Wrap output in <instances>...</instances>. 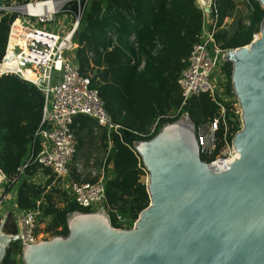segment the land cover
Listing matches in <instances>:
<instances>
[{
    "label": "trees",
    "instance_id": "trees-1",
    "mask_svg": "<svg viewBox=\"0 0 264 264\" xmlns=\"http://www.w3.org/2000/svg\"><path fill=\"white\" fill-rule=\"evenodd\" d=\"M237 1L216 0L212 10L220 27L215 40L224 51L250 44L264 19V8L257 0H243L245 8L238 17L230 26L221 27L233 17ZM80 7L76 61L82 75L90 77L99 90L113 122L120 126L119 134L111 135L107 158L115 175L106 181V207L137 220L148 207L150 196L144 180L145 166L133 149L135 142L153 138L164 124L185 113L190 114L196 128L220 113L208 93L185 102L178 83L199 40L204 11L198 0H82ZM80 7L77 2L72 4L74 11ZM17 16L16 12L0 16V63ZM109 32L114 33V39L108 36ZM132 35L134 41L130 39ZM222 69L227 75V95L236 96L231 81L232 64L225 62ZM223 101L227 124H221L217 132L218 150L225 138L232 141L242 128L241 117L234 112L232 103ZM45 102L44 94L34 84L16 74L0 76V174L6 176L8 189L22 179L21 169L41 150L37 132ZM80 119L89 118L85 115L75 118L76 134ZM202 158L212 159L203 155ZM39 168L38 164H28L24 173L32 176ZM53 181V176L45 184L22 179L17 193L18 207L28 210L39 206V222L48 219L45 231L50 236L68 235L70 214L94 210L80 206L62 189L51 186ZM111 222L121 227L114 213ZM13 225L11 230L4 226V231L15 234L18 227ZM22 254L23 245L13 242L1 264H20L16 256Z\"/></svg>",
    "mask_w": 264,
    "mask_h": 264
},
{
    "label": "water",
    "instance_id": "water-1",
    "mask_svg": "<svg viewBox=\"0 0 264 264\" xmlns=\"http://www.w3.org/2000/svg\"><path fill=\"white\" fill-rule=\"evenodd\" d=\"M198 2L211 12L212 0ZM223 58L241 108L233 137L239 158L213 171L185 113L133 145L148 172L150 203L131 229L113 226L105 208L77 210L68 235L23 244L24 264H264V19L250 44ZM3 225L0 264L17 241Z\"/></svg>",
    "mask_w": 264,
    "mask_h": 264
},
{
    "label": "built area",
    "instance_id": "built-area-1",
    "mask_svg": "<svg viewBox=\"0 0 264 264\" xmlns=\"http://www.w3.org/2000/svg\"><path fill=\"white\" fill-rule=\"evenodd\" d=\"M215 1L212 0L210 13L202 8V31L178 83L185 102L195 95L208 93L219 106L218 116L197 127V136L201 154L212 158L207 161L210 168L222 172L239 155L233 139L229 142L225 138L218 150L217 132L221 124H227L223 101L227 90L225 83L223 88L215 79L225 52L215 40V34L220 29L217 19L212 16ZM74 2L80 7L82 0H0V16L18 13L10 27L6 52L0 63V76L16 74L34 84L46 98L42 124L37 132L41 150L30 157L21 169V174L26 176L24 168L28 164H38L39 169L50 170L48 177L53 176L66 195L80 206L92 210L105 208L110 218L115 214L119 225H134L136 220H130L128 216L106 207V180L88 182L71 177V165L79 145L73 128L75 118L79 115L90 117L105 129L110 139L112 134H119L120 128L106 110L91 78L82 75L80 64L74 57L78 47L76 35L82 17L81 7L78 11L72 9ZM108 36L115 38L112 32ZM130 39L134 41L135 37L132 35ZM219 73L221 78L226 76L223 70ZM230 102L234 112L241 117L238 99H230ZM94 160H91L92 166ZM144 170L148 175L146 168ZM7 181L1 173L0 184ZM40 215L39 206L20 211L19 228L15 233L17 242L22 245L26 241L38 242Z\"/></svg>",
    "mask_w": 264,
    "mask_h": 264
},
{
    "label": "crops",
    "instance_id": "crops-1",
    "mask_svg": "<svg viewBox=\"0 0 264 264\" xmlns=\"http://www.w3.org/2000/svg\"><path fill=\"white\" fill-rule=\"evenodd\" d=\"M210 17L211 15L208 14V18ZM224 96L225 100L230 101V96L226 94ZM88 118V120L80 119L78 122L76 135L80 145L71 165V177L78 181L93 182L99 179L107 181L114 178L115 175L113 164L107 163L112 141L104 128L99 127L95 120ZM93 158L95 159L94 166L91 165ZM48 176L49 173L46 169H39L32 176L23 175L22 179L33 181L37 184H45L50 178ZM21 180L9 187V189L8 181L0 184V224L3 222V226L9 230L14 228L13 224L19 228V214L22 209L18 207L17 193ZM9 216H11V219H9ZM5 233L14 234L8 231H5Z\"/></svg>",
    "mask_w": 264,
    "mask_h": 264
},
{
    "label": "rangeland",
    "instance_id": "rangeland-1",
    "mask_svg": "<svg viewBox=\"0 0 264 264\" xmlns=\"http://www.w3.org/2000/svg\"><path fill=\"white\" fill-rule=\"evenodd\" d=\"M245 1H240V0H238L237 1V4H238V6H237V8H236V10H235V12H234V15H233V17H231V18H228V19H226V21L224 22V24L226 25V26H230L232 23H233V21L238 17L237 15H238V13H239V11H241V10H243L244 8H245V3H244ZM225 26V27H226ZM255 38V37H254ZM225 53V52H224ZM226 62V60H224V58H222V60H221V62H220V69H219V71L221 70H223L222 69V66L224 65V63ZM219 71L216 73V75H215V79L216 80H218L219 81V85L220 86H222L223 88H225L224 87V83L225 82H227L226 80H227V75L225 76V77H222L221 78V75H220V73H219ZM229 99H231V100H236L237 99V97L236 96H231ZM52 177V176H51ZM144 180L147 182L148 181V175L146 174V176H144ZM51 186H53V187H56V188H59L60 190H61V188H60V185H59V183H58V181H53V183L51 184ZM63 191V190H62ZM100 209V208H99ZM99 209H96V210H94L95 212L96 211H98ZM108 212V211H107ZM131 220V219H130ZM135 221V220H134ZM47 223H48V219H46V220H42L40 223H39V226L37 227V232H38V234H39V240L41 241V240H45V239H49V238H51V237H53V236H50V234L49 233H47L45 230H46V227H47ZM133 227V225H128V226H126V225H122L121 227H118V228H121V229H131ZM38 240V241H39ZM16 258H17V260L19 261V263L20 264H24V260H23V255H21V256H16Z\"/></svg>",
    "mask_w": 264,
    "mask_h": 264
},
{
    "label": "bare ground",
    "instance_id": "bare-ground-1",
    "mask_svg": "<svg viewBox=\"0 0 264 264\" xmlns=\"http://www.w3.org/2000/svg\"><path fill=\"white\" fill-rule=\"evenodd\" d=\"M238 155H239V153H238ZM240 156V155H239Z\"/></svg>",
    "mask_w": 264,
    "mask_h": 264
}]
</instances>
